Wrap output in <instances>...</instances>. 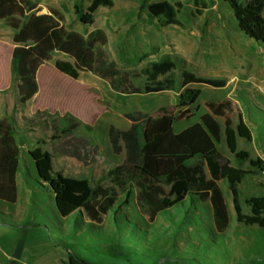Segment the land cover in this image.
<instances>
[{"label": "rangeland", "instance_id": "rangeland-1", "mask_svg": "<svg viewBox=\"0 0 264 264\" xmlns=\"http://www.w3.org/2000/svg\"><path fill=\"white\" fill-rule=\"evenodd\" d=\"M35 1L41 5L39 12L48 15L55 12L56 20L69 32L85 38L97 30L104 32L107 44L95 48L100 60L98 68L113 74L105 79L96 73L82 72L74 80L53 65L56 60L70 61L56 52L38 72V95L22 105L12 57L15 32L5 21H0V119L11 123L21 149L19 201L15 205L0 201V264H72L77 259L88 264H264V229L245 227L236 218L227 233L229 242L236 237L233 243L224 242L222 236L218 241L213 240L217 235L208 205L193 203L191 198L160 213L150 223L135 201L139 191L136 180L123 190L112 185L107 175L124 158L112 151L108 129L111 125L126 127V114L172 115L177 133L182 126L186 128L199 120L205 110V99L227 95L226 90L213 92L199 85L198 102L192 107H180V97L187 89L182 87L184 64L189 62L202 69L193 72L203 77H212L209 68L237 72L238 78L229 87L234 89L238 83L233 93L246 116L252 119L254 140L241 142L239 151L248 155L244 161L231 155L225 143L219 148L234 165L253 173L238 186L242 212L251 214L247 200L264 197V43L250 39L239 30L231 6L222 0H205L207 9L201 15H194V0H180L183 8L178 19L182 26L166 27L148 11V5L159 0H115L114 8L95 14L93 25H84L69 6H80L85 11L87 0ZM238 1L245 4L249 0ZM29 16L21 19L22 23ZM223 26L229 31L226 38L217 36ZM189 30H196L198 36L187 48L185 57L175 48L174 41L182 31ZM166 56L172 57L176 64L173 91L122 93L129 85L144 88L146 78L141 70ZM69 117L81 122L75 135L98 147L95 163L88 160L84 164L53 151L63 141L61 133L69 126ZM53 120L58 134L53 129ZM37 147L52 154L55 172L86 179L93 189L114 188L119 205L111 209L101 227L87 224L88 219L82 212L68 218L59 215L54 197L42 187L29 155ZM250 161H259V166L251 167ZM163 186L169 190L165 183ZM223 186L233 205V196L225 182ZM3 212L15 217L5 216ZM240 234L245 236L243 241L237 238Z\"/></svg>", "mask_w": 264, "mask_h": 264}, {"label": "trees", "instance_id": "trees-1", "mask_svg": "<svg viewBox=\"0 0 264 264\" xmlns=\"http://www.w3.org/2000/svg\"><path fill=\"white\" fill-rule=\"evenodd\" d=\"M90 5L85 11L75 7L77 18L84 25L95 23V14L100 7L112 8L114 0H87ZM228 3L234 13L239 29L250 39L264 43V0H249L245 4L238 0H222ZM183 8L181 1L171 3L160 1L148 5L151 16L163 27L182 26L178 15ZM207 9L205 0H194V15H201ZM36 5L31 0H0V21H5L14 30V49L12 57L18 79L19 102L30 103L39 93L37 74L41 66L52 60L54 53L67 56L70 61L56 60L55 68L64 75L78 80L82 72L96 73L107 79L113 74L103 73L98 68L99 56L96 45H106L108 39L104 32L97 30L88 38L76 32H69L59 21L56 13L37 15L33 13ZM26 22L22 23L21 19ZM175 63L166 57L159 62H151L141 74L146 78L144 88L129 85L123 94H156L174 89L175 80L172 71ZM182 86L190 83L205 84L216 88L226 85L225 80L205 79L183 70ZM162 78V79H161ZM114 87L115 83L113 82ZM200 96L197 89L187 88L180 97L182 108L194 106ZM232 102L209 103L212 114H204L200 121L176 134L173 131L175 118L164 115L153 118L142 112L126 114L132 122L128 130L115 126L109 128V141L115 154H125L122 164L107 173L112 185L127 190L136 180L139 189L135 201L140 212L150 223L158 215L188 198L193 203L210 202L213 210V222L218 233L229 226V214L226 200L219 182L226 180L233 195L237 221L246 226H258L264 229V197L247 200L251 214L245 215L238 199V185L252 171L231 165L218 150L221 141V126L214 116L225 118V136L228 148L238 159L248 157L239 152L237 137L252 140V133L241 118L237 131L232 128L228 113ZM41 112L38 111V114ZM69 126L61 133L63 141L59 147H53L55 153L75 158L86 164L96 162L99 149L89 140L75 135L74 131L81 122L68 118ZM53 129L58 134V126L53 120ZM21 149L14 136L13 126L7 119H0V200L14 204L18 199L17 175L20 167ZM34 162L42 187L54 196L56 209L63 218L84 211L87 217L97 224H103L112 208L119 205L118 195L113 187L98 186L93 189L86 179L64 176L55 172L52 154L37 147L29 153ZM252 167H258L259 161H251ZM165 183L169 190L163 186ZM98 229V227H95ZM72 264H88L83 260H73Z\"/></svg>", "mask_w": 264, "mask_h": 264}, {"label": "crops", "instance_id": "crops-1", "mask_svg": "<svg viewBox=\"0 0 264 264\" xmlns=\"http://www.w3.org/2000/svg\"><path fill=\"white\" fill-rule=\"evenodd\" d=\"M35 5H36V10L33 12V13H36L37 15H43V14H46V12H39L38 10H39V7L41 6L40 4H37L36 3V1L35 0H31ZM160 1H169V2H171V3H175V2H177V1H180V0H159V1H156V2H160ZM89 4L87 5V7L90 5V2L89 1H87ZM156 2H153V3H156ZM248 2V1H247ZM194 5V4H193ZM72 9H74V11H75V7L76 6H71V5H69ZM86 7V8H87ZM115 7V0H114V6L112 7V8H114ZM106 9H108V8H106V7H100L99 9H98V11L96 12V13H98V12H100L101 10H106ZM111 9V8H110ZM206 10V9H205ZM62 25V24H61ZM240 30V29H239ZM241 31V30H240ZM228 28H226L225 26H223L222 27V29L221 30H218L217 31V36H221V37H228L229 36V34H228ZM242 32V31H241ZM181 33H182V35H181ZM180 33V35L178 36V39H176L175 41H174V46H175V48H177L178 50H180V51H182V54H183V56H187V48H189L194 42H195V38L198 36V32L196 31V30H189V31H182ZM243 33V32H242ZM166 57H169V58H171L172 59V61L174 62V60H173V58L172 57H170V56H166ZM166 57H164V58H166ZM163 58V59H164ZM163 59H161V60H163ZM161 60H159V61H161ZM159 61H152V62H159ZM48 63V62H47ZM151 63V62H150ZM149 63V64H150ZM175 63V62H174ZM51 64V63H50ZM45 65V64H44ZM43 65V66H44ZM54 65V64H53ZM43 66H41V68L39 69V71L43 68ZM175 66H176V64H175ZM175 69H176V67H175ZM174 69V70H175ZM187 70V71H189V72H191V73H193V74H195L197 77H200V78H205V79H216V80H225L226 81V85L224 86V87H222V88H216V87H212V86H209V85H205V84H196V83H190V84H188L186 87H183V88H195V89H197V90H199L198 89V86L199 85H204V86H207L211 91H213V92H215V91H217V90H226V91H228L227 92V95H225L224 97H219V98H214V99H205L204 100V105H205V110H204V112H203V114L202 115H204V114H212L211 113V111L208 109V107H207V105L209 104V103H215V104H220V103H223V102H225V101H230V102H232V108H231V111H230V113H228V115H229V117L231 118V121H232V128L235 130V131H237V127H238V125H239V123H240V120H241V118L244 120V122L246 123V125L249 127V129L251 130V133H252V140L251 141H253L254 140V132H253V130H252V119L251 118H248L247 116H246V114L244 113V111H243V109H242V107L240 106V104H239V99L237 98V96H236V94H234L233 93V91H235V89H236V87L238 86V83L236 84V85H234V89H230V82L232 81V80H234L235 78H238V76H237V72L235 73H233V74H231L230 72H227V73H225V72H218L217 70H212L211 68H209L210 69V71H209V73L212 75V77L210 78V77H203V76H199V75H197L195 72H193V71H199V72H201V71H203L202 69H197L194 65H192L191 63H187V65L185 66V64H184V66H183V70ZM174 70L172 71V76H173V72H174ZM38 71V72H39ZM61 73V72H60ZM241 74V73H240ZM183 77V76H182ZM227 77L230 79V80H228L227 81ZM37 78H38V74H37ZM174 78V77H173ZM162 79V78H161ZM247 79H250V78H247ZM175 80V79H174ZM182 83H183V80H182ZM175 86V85H174ZM39 88H40V86H39ZM174 89H172V90H167V91H163V92H160V93H164V92H167V93H169L170 91H173ZM39 91H40V89H39ZM200 91V90H199ZM38 95V94H37ZM36 95V96H37ZM200 95H201V92H200ZM199 98H200V96H199ZM199 100V99H198ZM198 102V101H197ZM143 113V112H142ZM147 114V113H146ZM201 115V116H202ZM126 117V116H125ZM153 118H160V117H153ZM201 118V117H200ZM200 118H199V120L197 121V122H199L200 121ZM214 118L216 119V121H218V123L220 124V126H221V141L217 144V147H218V150L220 151V153L227 159V160H229L230 162H231V165L232 166H234V167H236V168H242V169H245V168H243V167H241V166H236V165H234L233 163H232V161L230 160V158H228L227 156H225L222 152H221V150H220V148H219V145H221V144H223V143H225L226 144V147H227V149L229 150V152H230V154L231 155H233V156H235V158H237L236 157V155L234 154V153H232L231 151H230V149L228 148V145H227V142H226V136H225V118L224 117H219V116H214ZM127 119V118H126ZM184 119H186V118H184ZM128 120V119H127ZM181 120H183V119H180V120H178V121H181ZM176 121H174V123H175ZM197 122H195V123H197ZM194 123V124H195ZM131 125H132V122L131 121H126V127H124V128H121V127H118V126H115V127H117L118 129H120V130H128L130 127H131ZM174 125V124H173ZM191 125H193V124H191ZM190 125V126H191ZM112 126V125H111ZM114 126V125H113ZM190 126H188V127H190ZM188 127H186V128H188ZM110 128V127H109ZM185 127H181V130L179 131V132H175L174 131V129H173V131L176 133V134H178V133H180V132H182L183 130H185L186 129ZM242 140H245V139H243V138H240V137H237V146H238V151H239V148H240V145H241V142H242ZM108 141H109V129H108ZM247 141V140H246ZM251 141H249V142H251ZM109 143H110V141H109ZM111 145V144H110ZM112 148V147H111ZM113 151V150H112ZM239 152H241V151H239ZM121 155H124V158H125V154L123 153V154H121ZM124 158H123V161H124ZM238 159V158H237ZM238 160H241V161H244V160H247V158H245V159H238ZM123 161L120 163V164H122L123 163ZM34 163V162H33ZM120 164H118V165H120ZM21 165V164H20ZM118 165H116V166H118ZM116 166H114V167H116ZM250 166H251V161H250ZM113 167V168H114ZM252 167V166H251ZM112 169V168H111ZM19 170H20V167H19ZM110 170V169H109ZM245 170H248V169H245ZM251 171V170H250ZM18 173H19V171H18ZM253 174V173H252ZM250 175V174H249ZM248 176V175H247ZM246 176V177H247ZM245 180V179H244ZM243 180V181H244ZM226 183V185L228 186V188H229V185H228V182L226 181V180H222V181H220L219 182V185H220V187H221V189H222V192H223V194H224V197H225V200H226V204H227V209H228V214H229V226H228V228L226 229V231L225 232H223V233H218L217 232V230H216V228H215V226H214V222H213V210H212V206H211V204H210V202H206V203H203V204H207L208 205V210H209V212H210V215H211V219H212V225H213V229H214V232H215V234L217 235L216 236V238H213V240H216V241H218L220 238H221V236L224 238V242H227V243H229V244H231V243H233V240H234V238H236V237H234L233 239H232V241L231 242H229L230 241V236H227V233H228V235H229V229L231 228V226H233V224H234V222H235V219L237 218V215H236V210H235V206H234V201H233V205L232 204H230L229 203V198H228V195H227V192H226V189L224 188V186H223V183ZM240 185V184H239ZM238 185V186H239ZM17 188H18V199H17V202L16 203H14V204H11V203H8V202H5V201H2V200H0L1 202H4V203H7V204H10V205H15V204H17L18 203V201H19V194H20V185H19V174L17 175ZM229 190H230V188H229ZM230 193H231V191H230ZM232 194V193H231ZM238 194H239V192H238ZM233 196V195H232ZM54 197V196H53ZM54 201H55V199H54ZM201 203V202H200ZM82 213H85L84 211H81ZM3 215H5V216H10V217H15L13 214H11V213H6V212H3ZM85 215H86V213H85ZM86 218L88 219V223L87 224H89V225H91V226H94V227H101L103 224H97L96 222H93V221H91L88 217H87V215H86ZM239 223V222H238ZM239 224H241V223H239ZM244 225V224H243ZM245 227H254V226H246V225H244ZM256 227H258V226H256ZM259 228V227H258ZM259 229H262V228H259ZM237 238L240 240V241H243L242 239H245V236L244 235H242V234H240L239 236H237ZM238 240V241H239ZM195 245L196 246H199V243H195ZM231 259V258H230Z\"/></svg>", "mask_w": 264, "mask_h": 264}]
</instances>
